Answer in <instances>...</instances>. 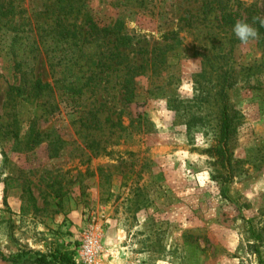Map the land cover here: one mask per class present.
Instances as JSON below:
<instances>
[{"label": "rangeland", "instance_id": "374dc122", "mask_svg": "<svg viewBox=\"0 0 264 264\" xmlns=\"http://www.w3.org/2000/svg\"><path fill=\"white\" fill-rule=\"evenodd\" d=\"M11 1L29 19L19 33L0 25V264H39L56 248L80 264H264V43L231 42L219 24L225 9L238 21L254 5L264 17V0H74L77 26L87 13L101 27L113 20L131 59L147 57L141 46L168 57L161 73L137 77L132 104L111 83L104 99L86 93L82 117L57 93L11 99L24 74L62 75L44 46L62 41L50 26L68 8ZM211 66L220 74L206 75ZM227 70L223 161L218 83Z\"/></svg>", "mask_w": 264, "mask_h": 264}, {"label": "trees", "instance_id": "16d2710c", "mask_svg": "<svg viewBox=\"0 0 264 264\" xmlns=\"http://www.w3.org/2000/svg\"><path fill=\"white\" fill-rule=\"evenodd\" d=\"M68 8H60L58 16L54 20L53 27L50 26L51 32H55V36L61 38L62 41H57L50 44H45L44 47H48V51L54 54V59H58L55 66L61 67L62 75L53 83L45 82L41 78L30 79L27 74H24L21 78L20 84L12 86L11 99L17 101L33 100L36 102L44 97H50L59 94L60 99L72 102L75 107L84 108L79 110L81 117L85 111V99L86 93L90 92L95 96L102 95L104 99V93L107 92L111 83L114 84V88L118 90L117 97H121L120 102L122 105L132 104L136 97V79L137 77L144 76L151 72L153 74H159L166 68L168 57L166 55L152 54L147 46H141V51L147 57H141L139 60L131 59L128 48L129 43L125 42L124 37L121 35V31H116V23L112 20L109 24L100 26L95 20L94 16L86 14L84 18V25L77 26L80 10L73 9V1L66 0ZM212 4V3H211ZM48 11V10H47ZM45 11L47 14L48 12ZM247 17L240 20L252 23L253 17L260 16L259 10L256 6L252 5L246 10ZM26 10L21 4H16L15 1L0 0V25L8 28L13 32L19 33L25 31L23 28L26 25L25 20L27 18ZM261 17V16H260ZM73 22V23H70ZM237 22L233 12H229L225 9V14L222 15L219 24L221 28H225L228 32H232L230 35L231 42L239 40L233 33V26ZM37 26V25H36ZM259 31V41L264 43V27H261L258 23L253 25ZM49 27L37 26L36 30L44 32ZM87 29V30H86ZM175 32L169 34L173 35ZM168 35V37H169ZM42 36V35H41ZM124 41L122 42V40ZM96 41H102L100 44ZM95 43L94 49L91 50L93 55L86 53L87 44ZM14 45L11 46V52ZM62 51L63 54L57 56L56 53ZM17 53V52H16ZM15 53V66L21 69L22 59L17 61ZM153 55L152 57H150ZM77 69L74 73L72 70ZM203 70L206 75L213 77L214 73H219L220 70L211 66V70L207 68ZM67 70H70L69 75H63ZM220 74V73H219ZM207 77V76H206ZM224 79L218 83L221 87L220 90V102L222 105L221 112V135H222V148L217 150V155H220L223 161L228 160V141L231 136L232 118L229 112L228 102V89L233 86L232 72L227 70L225 76H221ZM209 79V78H207ZM210 80V79H209ZM210 83L213 82L211 79ZM207 84V83H206ZM98 99V98H97ZM97 102L104 104L103 100L98 99ZM93 116V114L91 113ZM97 119V116H93ZM88 121L89 117L80 118ZM92 122V121H91ZM22 256V255H21ZM51 260L48 256L42 255L35 260L39 264H80L68 253L58 248L54 249L51 253ZM18 259H14L17 262Z\"/></svg>", "mask_w": 264, "mask_h": 264}, {"label": "clouds", "instance_id": "9594fccd", "mask_svg": "<svg viewBox=\"0 0 264 264\" xmlns=\"http://www.w3.org/2000/svg\"><path fill=\"white\" fill-rule=\"evenodd\" d=\"M257 23L261 27H264V17H253L251 24L243 20H238L235 22L233 26V33L242 45H247L251 41L257 40L259 38V31L253 26Z\"/></svg>", "mask_w": 264, "mask_h": 264}, {"label": "built area", "instance_id": "2783aa9c", "mask_svg": "<svg viewBox=\"0 0 264 264\" xmlns=\"http://www.w3.org/2000/svg\"><path fill=\"white\" fill-rule=\"evenodd\" d=\"M93 248H94V245H87L86 246V248H85V250H86V256H88L89 258L90 257H93V255H92V252H93Z\"/></svg>", "mask_w": 264, "mask_h": 264}]
</instances>
